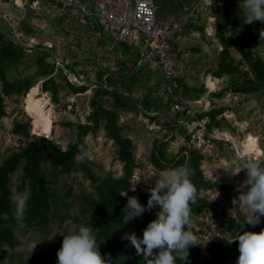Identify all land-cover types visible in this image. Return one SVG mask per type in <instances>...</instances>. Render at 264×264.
<instances>
[{
    "label": "rangeland",
    "instance_id": "1",
    "mask_svg": "<svg viewBox=\"0 0 264 264\" xmlns=\"http://www.w3.org/2000/svg\"><path fill=\"white\" fill-rule=\"evenodd\" d=\"M4 1L5 4L2 3ZM39 1L41 3L22 5L14 0L13 3L0 0V36L12 41L22 51L15 65L16 74L19 76L33 71L32 75L21 79L30 80L31 86H17L10 95H3L6 115L0 118V165L33 136H43L66 150L72 141V133L66 124L91 125L90 116L101 105L117 112V128L123 136L132 140L137 168L131 179V190L135 185L134 189L148 191L154 186V173L163 174L183 165L174 166V162L179 154H186L183 150L187 149L203 156L201 170L204 179L218 186L200 188L197 198L217 204L228 217L245 218L247 210L243 206L232 213L237 207L232 201L238 199L241 194L239 185L246 179L245 170L241 169L243 165L251 160L264 166V101L256 94L232 92L229 77L214 76L221 49L215 48L212 56L188 58V63H203L204 67L198 73H187L185 58L174 55L179 62H183L179 64V69L190 109V117L178 123L172 117L171 100L158 93L159 73L140 66L134 49L113 43L107 33L100 32L95 20L93 28L88 26L76 30L48 7L49 0ZM7 2L9 5H6ZM202 14L212 18L216 25H231L234 14L246 17V10L243 0H212ZM253 50L264 59V42L258 43ZM230 52L236 61L241 62V56L234 49ZM43 59L46 63L40 65L39 60ZM136 66L139 73L135 78L125 82L119 79L116 86L120 92L140 100L142 105L146 103L150 108L146 111L137 101L138 110H121L111 97L101 96L100 92L103 87L111 89L106 85L105 80L109 79L106 77L114 75L120 78L132 71L134 74ZM243 68H246L245 64ZM50 77L54 80L51 90H43L42 82ZM210 77L211 82L208 81ZM187 78L193 81H187ZM238 80L237 77L235 81ZM34 87L39 89L33 97L31 90ZM43 94L51 99L53 107L44 132L45 122L39 119L43 115L30 116L25 110L28 99L41 101L43 107ZM213 108L223 111L216 114L215 121L211 122L204 114ZM16 123L29 124V138L14 133ZM104 126L102 120L99 129L87 135V148L76 157L75 170L55 178L53 189L59 198L58 210L49 216V222L42 226L35 224L38 227L16 226L18 243L14 248L5 247L8 253L5 264H55L51 259L50 244L76 231L81 225L87 226L83 212L87 204L85 198L96 196L95 188L99 180L119 177L122 173L117 145L107 135ZM156 147L174 167L156 168L151 160ZM241 153L246 154L244 159L240 158ZM81 166L90 170L91 175H87ZM20 174L21 169L11 174L14 216H17V197L27 195L18 190ZM157 211L158 208L151 214L152 220L156 218ZM190 220L186 227L196 235L197 245L188 249L186 264H236L238 256L224 257L215 244V237L230 238L231 235L227 229L217 225L214 212L209 207L203 205L198 213L190 215Z\"/></svg>",
    "mask_w": 264,
    "mask_h": 264
},
{
    "label": "trees",
    "instance_id": "2",
    "mask_svg": "<svg viewBox=\"0 0 264 264\" xmlns=\"http://www.w3.org/2000/svg\"><path fill=\"white\" fill-rule=\"evenodd\" d=\"M244 20V16L239 17L234 14L231 25H218L216 37L222 49L218 53L214 76L217 78L229 77L232 92L256 94L264 101V59L255 54L253 50L258 43L264 42L263 36H260V33H264V21L244 23ZM238 21L239 23H237ZM230 49H234L241 56V62L235 60ZM21 56L22 51L19 46L0 36V118L6 115L3 95H10L17 86L27 84L31 86L30 80L27 79L11 83L6 78V72L18 64ZM39 62L40 65L46 63L45 59L39 60ZM243 64L246 65L245 69ZM138 73L139 68L136 73L133 74L132 71L129 75L120 78H116L114 75L106 77V79L109 78L105 80L106 85L111 89L103 87L100 95L111 97L115 106L121 110H138L137 101L140 104L141 101L120 92L116 86L119 79L125 82L129 78L134 79ZM237 77L239 78L238 82L235 81ZM53 83L52 77L44 80L42 82L43 90H51ZM142 106L146 111L150 108L146 103ZM222 111L223 109L213 108L204 116L214 122L215 115L221 114ZM117 116L115 110L99 105L90 116L91 125L73 122L66 124L72 133V141L66 150H62L52 140L43 136H33L17 152L2 162L0 165V264H5L8 257L5 247L14 248L18 243L16 226L34 227L37 223H40L38 226H42L48 223L49 216L58 210L59 198L53 189L54 180L58 175H69L75 170L76 157L87 148L85 142L87 135L99 129L102 120H104L107 135L117 145V156L122 163V173L119 177L99 180L95 188L96 196L85 198L87 204L83 208V212L86 225L93 230L97 241H102L98 243L101 256L111 260L112 264H147V259L142 254L137 255L135 248L125 237L128 233H135L137 237H141L142 229L152 220L151 214L157 208L145 211L140 217L123 223L121 209L126 204L128 196L135 195L142 205H146L150 192H143L139 188L131 190V179L134 169L137 168V163L133 155L132 140L123 136L117 128ZM14 133L29 138V124L16 123ZM183 151L186 154L182 156L179 154L174 166L183 164L190 169V180L196 189L194 199L189 205L190 213H198L203 205L209 207L214 212L217 225L227 229L231 235L230 238L215 237V244L224 257H237L239 255L238 242L235 240L231 242V239H234L235 235L244 228L247 231L264 229V216H261V222L256 225L244 224L243 216H240L239 219L228 217L217 204L207 203L197 198L200 188L212 189L218 186L204 179L201 170L203 156L198 152H189L187 149ZM151 160L158 170L174 167L166 161L157 147L152 152ZM18 169H21L18 190L27 193L24 213L19 218L14 216L11 180V174ZM81 169L86 171L87 175H91L90 170L84 166H81ZM122 191L127 195L120 196ZM62 239L63 236L55 239L49 246L51 259L55 264H57L56 252L61 247ZM187 262L188 258L184 262L182 259L177 260V264H186Z\"/></svg>",
    "mask_w": 264,
    "mask_h": 264
},
{
    "label": "clouds",
    "instance_id": "3",
    "mask_svg": "<svg viewBox=\"0 0 264 264\" xmlns=\"http://www.w3.org/2000/svg\"><path fill=\"white\" fill-rule=\"evenodd\" d=\"M243 3L246 10L244 23L264 21V0H243ZM260 36H264V33H260ZM239 155L244 159L246 154ZM241 169L245 170L246 179L239 185L241 194L238 199L232 201L237 206L232 213L243 206L247 210L244 224L256 225L264 216V166L249 160ZM153 175L156 180L154 186L148 189L150 195L147 204L142 205L135 195L128 196L121 209V217L125 224L145 211L158 208L156 218L142 229L141 237L128 233L125 238L135 248L137 255L142 254L147 259V264H177L178 259L184 262L188 248L197 245L196 235L186 227L191 222L189 205L196 192L190 180V169L182 165ZM132 188L134 190L135 185ZM126 195L124 191L120 194ZM26 199L23 194L16 199L18 218L23 216ZM233 240L238 242L236 264H264V229L259 232L239 231L231 242ZM100 242L90 227L81 225L76 231L63 235L61 247L56 252L57 264H112L111 260L101 256L98 248Z\"/></svg>",
    "mask_w": 264,
    "mask_h": 264
},
{
    "label": "built area",
    "instance_id": "4",
    "mask_svg": "<svg viewBox=\"0 0 264 264\" xmlns=\"http://www.w3.org/2000/svg\"><path fill=\"white\" fill-rule=\"evenodd\" d=\"M91 1L51 0L48 7L76 30L88 26L93 28ZM211 3L212 0H198L176 20L165 23L158 21L152 0H97L95 3L96 23L101 33H107L115 43L134 49L140 66L162 75L163 81L157 85V90L161 96L171 100L172 117L178 123L190 117V109L180 81L179 61L171 52V43L186 27L197 25ZM47 98L46 107L50 108L51 99Z\"/></svg>",
    "mask_w": 264,
    "mask_h": 264
},
{
    "label": "crops",
    "instance_id": "5",
    "mask_svg": "<svg viewBox=\"0 0 264 264\" xmlns=\"http://www.w3.org/2000/svg\"><path fill=\"white\" fill-rule=\"evenodd\" d=\"M34 1H38V3H41L39 0H18V2L21 3L22 5L24 4L31 5V2H34ZM49 1L50 2L47 4L51 3V0ZM194 1L195 0L185 3L181 7V9L183 10L179 14L175 13L176 10L179 9L177 7L174 8L173 9L174 11H173L170 6H165L163 3H161L160 5H157L158 6L157 8L158 21L161 23H165V22H172L176 20L181 14H183L186 10H189L191 8ZM10 2L13 3V0H10ZM181 2L182 0L177 1V3L179 4H181ZM2 3L4 4L5 1ZM6 5H9V3L7 2ZM217 29H218V25H216L215 22H213L212 18L201 16L200 22L197 25L186 27L185 30L171 43L172 54L173 55L176 54L180 58H185L186 66L184 68L187 73H196V72L198 73L204 67L203 63L200 65L192 61L188 63L187 61L188 58L193 59V58H197L201 56L206 57L207 55L212 56V52L215 51V48L218 47V49H222L216 37ZM215 41H218V42H215ZM179 64L182 65L183 62L180 61ZM182 70H183V66H182ZM159 76H160L159 83H161L163 81V77L161 74H159ZM189 79H190V82L193 81L191 78H187V81H189Z\"/></svg>",
    "mask_w": 264,
    "mask_h": 264
},
{
    "label": "bare ground",
    "instance_id": "6",
    "mask_svg": "<svg viewBox=\"0 0 264 264\" xmlns=\"http://www.w3.org/2000/svg\"><path fill=\"white\" fill-rule=\"evenodd\" d=\"M209 82H211V78L208 80ZM211 84V83H210ZM38 89L39 88H33L31 90V96H35L38 92ZM40 91V90H39ZM40 93V92H39ZM30 96V95H29ZM45 96V98H43V107H42V102L39 101V100H31V99H28L26 105H25V110L28 114H30V116H41L43 115L42 117H39L40 120H44V128L42 130V132H44V130L48 127V120H49V117L51 115V113L53 112L51 108L53 107H50V108H47L46 107V104H47V98H46V95L43 94V97ZM42 100V99H41ZM46 109H50L48 111H44L43 110Z\"/></svg>",
    "mask_w": 264,
    "mask_h": 264
},
{
    "label": "water",
    "instance_id": "7",
    "mask_svg": "<svg viewBox=\"0 0 264 264\" xmlns=\"http://www.w3.org/2000/svg\"><path fill=\"white\" fill-rule=\"evenodd\" d=\"M96 1L97 0H92L91 1V8H90V10H91V14H92V18L97 22V19H96V14H95V3H96ZM178 1V0H177ZM196 1L197 0H195L194 2H193V4L194 3H196ZM155 5V7H156V9L158 8V6L156 5V4H154ZM183 9H178V10H176V14H179L181 11H182ZM100 32H101V30H100ZM113 41V40H112ZM113 43H115L114 41H113ZM137 69H138V67L136 66V71H137ZM33 70H36V68H34ZM16 67L15 66H13V67H11L10 68V70L9 71H7L6 72V78H7V80L9 81V82H13L15 79H23V78H26L27 76H29V75H32L33 74V71H31V72H24V73H22L21 75H17L16 74Z\"/></svg>",
    "mask_w": 264,
    "mask_h": 264
},
{
    "label": "flooded vegetation",
    "instance_id": "8",
    "mask_svg": "<svg viewBox=\"0 0 264 264\" xmlns=\"http://www.w3.org/2000/svg\"><path fill=\"white\" fill-rule=\"evenodd\" d=\"M190 1L193 0H182L181 4H179L177 3V0H152V2L156 5H160L161 3H163L165 6H170L172 10L176 7L180 9L185 3H188ZM21 79H17V80H21Z\"/></svg>",
    "mask_w": 264,
    "mask_h": 264
}]
</instances>
